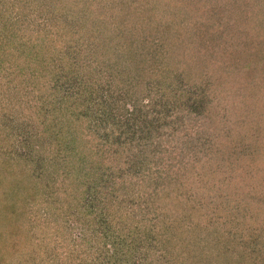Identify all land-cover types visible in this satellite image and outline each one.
I'll return each instance as SVG.
<instances>
[{
  "label": "trees",
  "instance_id": "trees-1",
  "mask_svg": "<svg viewBox=\"0 0 264 264\" xmlns=\"http://www.w3.org/2000/svg\"><path fill=\"white\" fill-rule=\"evenodd\" d=\"M159 2L0 0V264H218L213 222L239 217L216 205L214 173L264 144L243 123L237 142L249 143L211 149L227 127L216 90L167 81L188 63L215 89L209 77L225 68L197 57L220 55L211 39L228 42L231 22L200 0L181 1L200 2L193 16ZM156 64L171 96L159 102ZM207 103L216 126L198 114ZM190 112L196 128L181 136Z\"/></svg>",
  "mask_w": 264,
  "mask_h": 264
},
{
  "label": "rangeland",
  "instance_id": "rangeland-1",
  "mask_svg": "<svg viewBox=\"0 0 264 264\" xmlns=\"http://www.w3.org/2000/svg\"><path fill=\"white\" fill-rule=\"evenodd\" d=\"M152 1L161 4L159 0ZM168 1L169 0H162L165 15L179 8V12H176L177 16L181 12L193 16V14H196L195 10L199 7L201 8L200 2L205 5L210 3L219 10L218 16L226 18L228 22L230 21L232 24L229 26L226 25L227 23L225 22L224 27L223 25L219 26V28L223 27L224 31H226L225 33L228 34V42H223L224 40L221 35L220 38L216 35L211 39V42L214 44L215 52L220 55L207 60L203 58L205 55L197 57V60L205 61L206 63L214 61L215 64H220L225 68L219 73H214L209 77L211 85L214 86L218 83L216 87L218 85L223 86L218 90L216 87L215 89H211V86H201L203 83L200 84V82H202V79L206 78V76L203 77V73L201 75H196L191 71L193 69L194 71H202L203 67H197L195 69V66H193L188 69L187 63L185 66L177 65L182 71V76H179V79L176 78L178 76L175 78L170 77L167 80L170 83L169 87L171 89L176 88L177 83L179 85H187V88H193L199 83L198 86L202 87L205 92H207V90H216L217 98L223 103L226 113L224 125L221 120L220 124H222V126L226 125L227 127H221L219 129V132L225 131L221 133L217 139L211 141V149L213 146L215 149L216 147L226 148L228 145H233L238 149L240 148L239 144L243 140V144L249 143V136L247 135H245L240 142H237L236 132H242L243 123H248L249 126L254 125L257 129L254 132L255 135L258 136L259 140L264 144V0H200V2H197L195 5H193V2L190 5L181 3V1L184 0ZM149 6L151 5L149 4ZM50 18L49 16L46 22L52 23L53 21H51ZM42 19L44 20L45 18ZM95 23H97V20ZM102 26L103 25L100 23L99 25L92 26V28L101 31ZM74 27H78L79 29V20L74 21L73 28ZM239 32L244 35V38H239V36H237ZM66 39H69V37L66 36ZM225 44L230 48V52H224L220 49L224 47ZM186 45L190 48V41ZM214 54L215 53H213L212 56ZM166 62L167 59L164 61L165 65L168 64V62ZM164 64L161 63V65ZM153 70L149 88L153 89L154 98L157 102L163 101L165 98H171L170 95L166 97V94H169V92L164 90V88L170 90L169 87H167L168 85L160 84L163 79V67L158 69L156 64ZM199 78L200 81L196 83V86L193 85L194 80H198ZM159 85L161 88L157 90ZM160 93L162 94L159 97ZM181 94L184 93L181 92ZM201 96H205V93L199 95L198 98H201ZM169 105H172L170 99ZM209 107H211V105L208 103L200 107L198 114H204L202 115L203 123L216 126L218 119L216 120L213 116L210 117L211 110L208 109ZM195 111L198 112V108ZM207 113L208 115L206 116ZM196 114L197 113L193 114L190 112L189 114H185L184 117H178V121L183 124L180 128L181 130H177L179 134L181 132V136L183 135L184 129L196 128L195 125L188 126L190 122H193V117L194 115L196 116ZM216 116H219L218 113ZM5 123L10 125L9 121ZM199 123L200 120L196 121V125H199ZM15 127L17 126L13 125V128ZM250 133H253V131ZM202 137L204 136H198L199 143L198 145L196 144L197 146H200ZM228 139L232 141L228 142ZM201 147L205 148L207 146L202 144ZM256 154L257 153L249 151L242 152L243 157L248 158L250 162H240L236 160L235 163H231V167H224L222 168L223 170L219 169L214 173L213 185L218 191L219 189L221 190L220 196L219 193L214 192L216 205L221 209L225 208L227 212L236 211L239 217V219H237L229 216L226 219L219 220L230 222V229L220 227L217 224L218 222H213V226L216 230L213 231V234L219 238L216 240L214 248V251L218 255V264H264V150ZM214 155L218 156L215 153ZM2 174L3 173H0V176H2ZM228 196H231L229 198L230 202L225 201ZM191 205L192 203L190 202L189 206ZM217 206H215L217 209L214 211L213 216L222 218L223 214ZM3 215L4 213L0 216V223L5 219ZM200 226L205 228L203 224ZM76 230L77 228H73V231ZM199 231H201V228ZM10 239L11 241H18L14 237ZM223 247L226 248L224 252L222 251L224 250Z\"/></svg>",
  "mask_w": 264,
  "mask_h": 264
}]
</instances>
